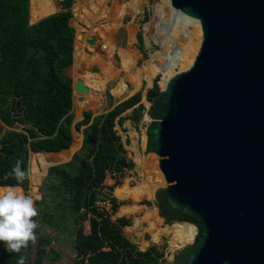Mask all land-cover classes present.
I'll return each mask as SVG.
<instances>
[{"label":"water","instance_id":"1","mask_svg":"<svg viewBox=\"0 0 264 264\" xmlns=\"http://www.w3.org/2000/svg\"><path fill=\"white\" fill-rule=\"evenodd\" d=\"M170 4L203 32L193 63L148 112L157 208L198 230L174 264H264V0ZM75 91L89 87L78 79Z\"/></svg>","mask_w":264,"mask_h":264},{"label":"trees","instance_id":"2","mask_svg":"<svg viewBox=\"0 0 264 264\" xmlns=\"http://www.w3.org/2000/svg\"><path fill=\"white\" fill-rule=\"evenodd\" d=\"M73 4L74 0H62L60 11L31 23L30 0H0V187H21L30 194L31 153L68 149L73 126L83 130L82 145L71 159L51 165L43 177L41 198L35 200V239L19 253L8 252L0 241V264H17L20 255L25 264L59 260L62 255L46 229L72 239L76 264H164L165 245L153 243L142 250L124 232L132 219L112 217L125 202L106 191H113L119 177L134 167L116 126H123L127 119L142 120V91L105 112L86 110L83 119L74 122L73 80L66 73L74 63ZM148 19L146 11L143 22ZM137 38L142 46L141 31ZM160 89L156 78L147 92L148 101ZM17 160L26 172L22 182L7 175ZM108 174L116 177L113 185L105 183ZM102 201L111 204V212L100 206ZM85 220L90 223L89 232Z\"/></svg>","mask_w":264,"mask_h":264},{"label":"rangeland","instance_id":"3","mask_svg":"<svg viewBox=\"0 0 264 264\" xmlns=\"http://www.w3.org/2000/svg\"><path fill=\"white\" fill-rule=\"evenodd\" d=\"M51 1L54 7V11L44 16L37 17L33 13L34 8L32 9L31 7L32 4L30 0L31 23H35L40 19L48 15H51L53 13H56L62 9L61 7L62 0H51ZM131 1L133 0H85L84 4L80 3L77 5L78 1L74 0V4L72 7L73 17L71 19V24L74 26L76 30L75 42L76 40L78 41V39L80 40L87 36V38L82 40L81 44H82L83 55L86 56L88 60V61L86 60L87 62L85 61L81 65L80 67L81 69L77 73H75V71L72 69L73 65L66 70L67 75L72 78L74 84L78 79L83 80V75L87 71L93 72L92 67L97 64H91L90 58L93 57L95 54L98 55V57L99 56L101 57L99 58V60L101 61H99L97 65L99 70L96 71L100 73V77L103 76V73L107 70V68H110V65L106 63V61L108 60L106 51L101 48L103 44L105 43L107 44L108 42H112L118 45L119 47L121 46L125 48L128 47L130 40L134 39L132 41V44L131 43L130 44H131V49L135 53V67H137L136 70L141 69L146 61L151 60L153 54L157 55L156 57L158 60L161 59L159 60L160 62L166 59L165 58L166 47L163 46V43H161L162 42L161 39L167 35L169 36V34H171V29L173 27L172 20L170 19L169 9L167 7H164L165 15L162 18V20L159 22L161 31L159 32L155 25H153L154 27L152 26V31H148L146 26L148 23L151 22L153 16H155L154 13L155 7L162 0H136L137 5L135 6V8L128 5ZM124 4L128 6L123 18H120L118 15L119 8ZM146 11L149 13V19L143 22V18L145 16ZM103 14L106 15L104 16ZM140 31L143 33L144 36V41L142 43V46L140 45V42L137 38V33ZM193 35L191 37L192 39L189 40L190 42L188 41L184 44L175 43L174 45L175 48L178 45L181 46V51H180L181 54L179 55L180 60H184V57L186 58V56L188 58L190 56L189 53L191 52L193 53V59L191 60L188 66L186 67L182 66V64L180 63L174 65L173 67L174 74L187 69L193 63L195 56L199 51L200 45L203 40V32L201 30L199 41H197V39L193 37ZM90 37L100 39V42H98V44L93 45L92 47L93 50L90 49L89 47L90 43H88L87 41V39ZM194 42L197 43L196 45L198 46V48L196 45L195 46L193 45ZM113 60L115 61L114 63L115 65H118L120 63V57L117 52ZM112 67L114 68L110 72L114 73L118 69V66L112 65ZM121 77L118 80L108 81L105 84L104 92H102V94L97 98H95L94 94L91 93L92 92L91 89H89V93L84 94L79 92L80 95L83 97L82 100H79L78 98L80 95L78 96L75 95L74 122L76 123L82 120L84 117L83 112L86 110H91L92 112H94V114L105 112L111 107H113V105H115L116 103L123 101L124 99L130 97L131 95H133L138 91H142V95H143L142 102L145 104V114L142 120L139 123H136L131 119H127L125 120L123 126L121 125L116 126L118 133L120 134L121 140L123 141L127 149V158L134 162V167L130 170H126L119 177L120 183L118 185L121 184L119 187H117L118 185H116L113 191H108V190L106 191L117 197L119 201L125 202L124 204L120 205L116 213L112 214V217L115 219L120 216H127L132 219V223L124 227V232L127 234V236L130 237L132 240H135V242L138 243L140 247H148L153 243L157 244L158 246L165 245L166 248L165 257L167 261L164 264H172L175 260L176 253L179 251V249H181V248L171 249L170 247V239L174 232L173 225L176 223V221L168 222L167 220L164 219L163 216L160 215L154 197L148 198L143 196L140 197L139 199H134L133 197L121 199L117 196L115 192L117 188H122L127 190L129 188L130 189L134 188L135 186H138L141 183L144 184L143 176H142V173H144V169L141 167L140 164L142 159L146 162L148 166L150 165L149 166L150 168L148 167L149 174L151 173L150 176L153 175L152 165L150 162L151 156L150 153H147L145 151L146 128L151 120V118L148 117V112L151 106V102L148 101L147 99V92L152 87L153 81L156 78L158 79L160 88L162 87V83H161L162 73L157 72L154 73V75L151 73H142V76L136 81V83L134 82V79H131V77H125L124 73L121 74ZM121 79L125 80L124 82L127 86L126 88L127 90L125 94L122 95L121 97H116L113 93V89L117 86L118 82ZM83 100H87V103L82 107H76L75 104ZM130 112L131 109L128 110L125 114H130ZM72 132H73V143L71 147L74 148L73 150L69 149V152L67 153L69 155L67 157H63L62 153L60 152L31 153L30 187L27 192H29L32 195L34 199V206L36 208L37 206L35 204V200L41 198L39 187L48 168L55 163L64 162L71 159L73 153L76 150H78L82 145V141H83L82 128L77 129L75 126H73ZM115 180H116L115 175L108 174L105 183L108 185H113L115 183ZM8 187H15V186L0 187V189H6ZM15 188L18 191L25 193V190L23 188L21 187H15ZM144 200L151 201V204L142 203V201ZM99 204L101 207H105L107 210L111 212L110 210L111 204L108 201H102L99 202ZM126 205H131V206L138 205L140 208L136 212L121 213V207ZM150 210H154L156 212V219L147 220L145 214ZM84 224H85V231L89 232L90 230L89 221L85 220ZM46 230L47 232H50L52 236H54L52 245L62 255L59 260L47 259L46 264H76L75 248L72 239L68 237L58 236V234L55 233V231L49 229ZM154 233H158L157 239L154 238ZM34 255L35 252L32 251L33 258Z\"/></svg>","mask_w":264,"mask_h":264},{"label":"bare ground","instance_id":"4","mask_svg":"<svg viewBox=\"0 0 264 264\" xmlns=\"http://www.w3.org/2000/svg\"><path fill=\"white\" fill-rule=\"evenodd\" d=\"M77 1H78L77 5L80 3L84 4L85 2V0H77ZM31 4H32L31 5L32 9L34 8L33 13L37 17L44 16L54 11V7L52 5L51 0H45V1L31 0ZM128 5L135 8V6L137 5V2L136 0H133ZM128 5L124 4L120 6L119 12H118L119 13L118 15L120 18H123V16L125 15ZM164 7H167L169 9L170 19L172 20V24H173V27L171 29V34L168 33L169 36L167 35L161 39L162 41L161 43H163V46L166 47L165 49L166 59L160 62L159 60L161 59L158 60L156 57L157 55L153 54L151 60L146 61L141 69L136 70L137 67H135V53L131 49V44L134 39L133 40L131 39L130 40L131 44L129 43L128 47H125V48L121 46L119 47L118 45L112 42L103 44L101 48L106 51V55L108 58L106 63L110 65V68H107V70L103 73L102 77H100V73L98 72H89V71H87L83 75L84 84L87 85L89 89H91L92 91L91 93L94 94L95 98H97L98 96L102 94V92H104L105 84L108 81L120 79L122 73H124L125 77H131V79H134V82L136 83V81L142 76V73H151L154 75V73L161 72L162 73L161 83H162V86H164L167 83L168 79L174 74L173 67L175 64L180 63L182 64V66H185V67L190 64L191 60L193 59V53L192 52L189 53L190 56L188 58L186 56V58L184 57V60H180L179 55L181 54L180 52L181 46L178 45L175 48L174 45L175 43L184 44L188 42L190 39H192L191 37L193 33H194L193 37H195L197 41H199L201 30H202L200 22L199 20L189 17L184 13H176L175 10L171 7L170 0H162L155 7V12H154L155 16H153V19L151 20V22L148 23L146 26L148 31H152L153 25L157 27V30L159 32L161 31L159 22L162 20V18L165 15ZM87 14H90V13H87ZM100 32H103V31H100ZM85 38H87V36L80 40L78 39V41L76 40L75 42L74 64L72 66V69L75 71V73H77L81 69L80 68L81 65L87 60V57L83 55L82 44H81L82 40ZM98 42H100V39H96V42L94 44H98ZM94 44H89L90 49H92ZM196 44L197 43L194 42L193 45L195 46ZM116 52L118 53L120 57V63L118 65H115L114 64L115 61L113 60ZM163 54H164V51H163ZM99 58L101 57L100 56L98 57V55L95 54L93 57L90 58V63L98 65L99 61H101L99 60ZM112 65L118 66V69L114 73L110 72L114 68L112 67ZM124 81H125L124 79H121L118 82L117 86L113 89V93L116 97H121L122 95L125 94L127 90L126 89L127 86ZM75 95L78 96L80 95V93L78 91H75L74 96ZM86 103H87V100H83V101L76 103L75 105L76 107H82ZM73 148L74 147H71L70 149L73 150ZM68 152H69V149L68 151L60 152V153H62L63 157H67L69 155L67 154ZM140 164H141V167L144 169V173H142L144 184L142 183L140 185L137 184L138 186H135L134 188H131V189L129 188L127 190L122 189V188H117L115 192L119 198L125 199L129 197H133L134 199H139L140 197H143V196L148 197V198L155 197L156 185H155L153 175L150 176L151 173L149 174L148 167L150 165L148 166L143 159ZM147 170H148V173H147ZM139 208L140 207L138 205H134V206L126 205V206L121 207V213L136 212L138 211ZM145 217L147 218V220L156 219V212L154 210H150L145 214ZM173 228H174V232L170 239L171 249H179L185 246L186 244L193 242L198 233L197 228L195 226L182 223V222H178V221H176V223L173 225ZM154 238L155 239L158 238V233H154Z\"/></svg>","mask_w":264,"mask_h":264},{"label":"clouds","instance_id":"5","mask_svg":"<svg viewBox=\"0 0 264 264\" xmlns=\"http://www.w3.org/2000/svg\"><path fill=\"white\" fill-rule=\"evenodd\" d=\"M18 182L26 177L21 162L13 165L7 173ZM37 215L34 199L31 194L18 191L15 187L0 189V241L5 242L6 250L10 253H19L29 240H34L38 222L33 219ZM17 264H25V257L20 255Z\"/></svg>","mask_w":264,"mask_h":264},{"label":"crops","instance_id":"6","mask_svg":"<svg viewBox=\"0 0 264 264\" xmlns=\"http://www.w3.org/2000/svg\"><path fill=\"white\" fill-rule=\"evenodd\" d=\"M62 7V6H61ZM74 53H75V49H74ZM71 67V66H70ZM69 68V67H68ZM67 68V69H68ZM73 84H74V82H73ZM73 98H74V95H73ZM73 105H74V99H73ZM1 121V120H0ZM71 148V147H70ZM70 148H68V149H70ZM68 149H64V150H62V152H65V151H68ZM61 152V151H60ZM133 241H135V240H133ZM150 246V245H149ZM148 246V247H149ZM140 247V246H139ZM148 247H140L142 250H145L146 248H148Z\"/></svg>","mask_w":264,"mask_h":264}]
</instances>
